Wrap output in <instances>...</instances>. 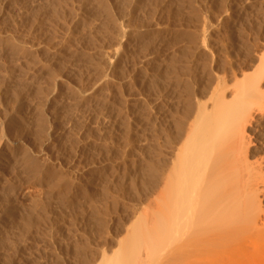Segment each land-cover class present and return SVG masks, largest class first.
Here are the masks:
<instances>
[{
	"label": "rangeland",
	"instance_id": "rangeland-1",
	"mask_svg": "<svg viewBox=\"0 0 264 264\" xmlns=\"http://www.w3.org/2000/svg\"><path fill=\"white\" fill-rule=\"evenodd\" d=\"M263 54L264 0H0V264L111 254L150 208L157 123L164 144L194 82L233 100Z\"/></svg>",
	"mask_w": 264,
	"mask_h": 264
},
{
	"label": "bare ground",
	"instance_id": "bare-ground-1",
	"mask_svg": "<svg viewBox=\"0 0 264 264\" xmlns=\"http://www.w3.org/2000/svg\"><path fill=\"white\" fill-rule=\"evenodd\" d=\"M259 63L261 75L238 83V92L236 83L233 100L223 77L208 88L194 82L188 92L193 100L186 95L187 106L164 144L157 123L156 158L146 185L152 187V200L146 198L151 209L134 211L139 215L127 238L111 254L103 251L97 264H264V125L253 126L261 136L257 142L249 136L250 125L239 123L250 114L251 101L264 98V54ZM168 67L166 74L157 71L158 92L162 78L180 75Z\"/></svg>",
	"mask_w": 264,
	"mask_h": 264
}]
</instances>
